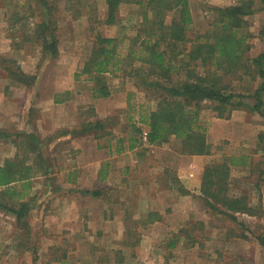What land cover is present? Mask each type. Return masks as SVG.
<instances>
[{
  "label": "rangeland",
  "instance_id": "374dc122",
  "mask_svg": "<svg viewBox=\"0 0 264 264\" xmlns=\"http://www.w3.org/2000/svg\"><path fill=\"white\" fill-rule=\"evenodd\" d=\"M237 4L236 0H191L193 23L188 30L189 38L205 40L206 33L215 29L214 21L219 17L215 8ZM254 8V13L245 17L246 34H251L247 39L250 50L246 56L251 60L264 52L261 35L264 9L259 0L255 1ZM107 18V0H0V166L7 160H17L19 164L25 161L30 166L37 163L24 198L19 197L20 183L13 185L18 192L16 195H6L0 188V264H91V256L108 254L112 258L123 257L127 264H264L261 244L264 236V173L261 174V170L264 171V139H261L264 117L249 105L242 108L247 113L242 112L245 115L239 120L245 123L253 114L255 125L262 128L257 141L254 131L248 130L246 136L253 139L245 143L209 142L212 152L206 156L207 164L216 161L231 165V192L249 195L254 205L260 203L262 196L261 213L257 216L238 214L237 222L211 208L196 188V180L202 182L204 172L198 175L191 169L197 167V160L193 159L188 166L173 161L187 155L180 152V139L172 137L170 143L164 145L143 140L149 128L140 122L141 118L157 109L160 97L159 94L154 97L143 85V72L135 76L126 72L133 69L137 72L145 65L124 64L122 71L100 75L94 81L87 75L77 78L90 58L97 34L123 39V51L129 52L130 40L137 36L139 28L143 29V18L134 3L121 5L115 24H107ZM52 33L59 39L57 55L45 49L46 37ZM185 47L187 45L179 48ZM198 70L204 73L203 68ZM20 71L27 81L35 77L34 84L26 85L9 76L11 72L19 75ZM57 78L67 88L58 91L56 98L67 102L55 106L51 114L41 105L48 99L52 101ZM227 81H231L234 92L250 96L262 79L258 75H242L241 78L229 77ZM109 88L117 107L111 105L116 109L109 114L105 111L107 106L101 104L104 116L99 117L96 108L91 106V92L97 89L102 95L103 89ZM246 101L255 103L254 98ZM216 119L226 118H219L210 105L205 106L202 124L209 127ZM98 121H101L100 128L94 125L91 130L87 126ZM139 128H142L141 133L137 131ZM120 138L135 146L144 161L137 172L132 171L135 169L133 149L132 154L128 153L119 162L132 170L126 172L125 180L121 177L113 182L108 202L103 195L109 186L105 182L91 181V143L99 146L108 141L122 143ZM34 149L43 156L45 167ZM181 180L190 190L183 189ZM92 189L101 195H94ZM142 197L145 202H151L148 206L170 212L162 213L164 219L155 214L143 215L141 223L167 220L179 226L170 233L165 229L159 231L168 238L160 246L134 244L136 238L149 231L147 227L135 226L140 220L135 208L141 210L138 205L146 206ZM22 201L31 205L25 218L27 225H20L16 215L2 206L20 208ZM115 201L119 208L120 203L130 207L129 212L115 214L126 220L128 227L124 230L115 226L104 229L101 223L107 206L114 205ZM155 249L163 261L148 260Z\"/></svg>",
  "mask_w": 264,
  "mask_h": 264
},
{
  "label": "trees",
  "instance_id": "16d2710c",
  "mask_svg": "<svg viewBox=\"0 0 264 264\" xmlns=\"http://www.w3.org/2000/svg\"><path fill=\"white\" fill-rule=\"evenodd\" d=\"M236 1L237 5L215 8L219 15L214 21L215 29L206 33L205 40L192 41L188 36L193 23L191 0H107V24H115L121 5L129 2L138 6L143 29L139 28L137 36L130 40L129 52L123 51V39L97 34L90 58L76 76L87 75L93 79L95 74L116 73L123 70L124 64L130 66L140 62L145 65L143 68L137 72L135 69L125 72L132 76L143 72V85L154 97L158 94L160 97L157 109L149 111L140 121L149 128L148 142L164 145L176 137L180 139L182 154L211 155L208 128L201 122L205 106L210 105L219 118L229 119L235 110L248 105L264 117V52L253 60L246 56L250 50L247 39L251 34H246L248 22L245 17L254 13L256 0ZM259 1L264 9V0ZM171 13H175V16H171ZM261 35L264 37V28ZM58 43L59 39L52 33L46 37L45 49L57 55ZM182 45L187 47L180 49ZM198 68H203L204 73ZM242 75H258L262 79L256 92L250 96L234 92L231 81H227L229 77L241 78ZM9 76L26 85H33L35 80V77H31L27 81L21 71L19 75L11 72ZM103 91L102 95L108 97L109 92ZM249 98H254L255 103L248 104L246 100ZM94 125L101 126V121L87 126L93 130ZM137 131L141 133L142 128ZM261 139H264V135ZM34 151L45 167L43 156L37 149ZM36 164L30 166L25 161L19 164L17 160H7L0 166V188L6 195H16L18 192L13 185L20 183L22 191L19 197L24 198ZM230 179L231 165L228 162L213 161L206 165L200 192L210 207L237 222L238 214H260L262 196L258 205L252 204L249 195L231 192ZM257 190L260 191L259 184ZM93 194L101 195L96 190ZM2 206L16 215L20 225H27L25 218L31 209L29 202L22 201L20 208ZM261 244L264 248V236ZM171 246L174 244L171 243Z\"/></svg>",
  "mask_w": 264,
  "mask_h": 264
},
{
  "label": "crops",
  "instance_id": "0c3cea01",
  "mask_svg": "<svg viewBox=\"0 0 264 264\" xmlns=\"http://www.w3.org/2000/svg\"><path fill=\"white\" fill-rule=\"evenodd\" d=\"M101 75H110L108 73L105 74H101ZM100 76V74H95L94 78L91 79V81H94L96 79H98ZM79 80V79H77ZM78 82V81H75ZM54 94L52 97V101L50 102V99L47 100V102H45L44 104L41 105V107H44L45 110L48 111V113L53 114V112L55 111V106L57 105H62L65 104L67 101L63 98L57 99L56 95L58 91L60 90H64L65 88V84L62 83L58 78L54 81ZM104 90V89H103ZM109 92V96L108 97H104L103 95H101L99 93V90H94L91 92V97H93V100H91V106L96 108V113L99 115V117L104 116V110L101 109V104H104V106H107V110L108 113L110 114L111 112L113 113V111H115L117 107V104L115 103V101H113V93L111 92V88H109V90H107ZM69 94V93H67ZM115 100V99H114ZM93 104V105H92ZM54 105V106H52ZM111 105H114V107H110ZM51 106V107H50ZM51 111V112H50ZM243 113H247L246 110L244 109H240V110H235L232 114V116L229 119H216V122L213 121L211 123H209V127L208 128V136H209V142L210 143H214V142H220L222 140H227L230 141L232 144L233 143H245V141H250L253 139V137H249L246 136L248 133V130H253L254 131V135L257 136L256 137V141L257 138L259 139V136L261 135L262 128H259L258 126L255 125V121L254 119V115L250 114L251 117L253 118H248L247 121L245 123H243L241 120V117L244 116L245 114ZM107 113V114H108ZM257 113V112H255ZM108 114V115H109ZM259 114V113H258ZM260 115V114H259ZM262 117V116H261ZM263 118V117H262ZM263 121H261L260 123L262 124ZM242 123V124H240ZM229 126V127H228ZM228 127V129H227ZM231 127V129H230ZM21 129V128H20ZM243 130V131H242ZM214 135V136H213ZM211 136V138H210ZM213 137V138H212ZM246 137V138H245ZM123 139V138H120ZM250 139V140H248ZM217 140V141H214ZM121 141V140H120ZM122 143H118V140H116V142L113 141H108L106 144H103L102 146H99L98 143H96L94 145V143H91V181L98 182V183H102L105 182L106 186H109L107 189V192H104L103 197L105 198L106 201L110 202V196L112 194V188H113V182L117 181L118 179L121 180H125V174L127 171H129L130 166H127V168H124V164L120 163V161H123L128 153L132 154L133 149L135 148L130 146L128 144V142L123 139V141H121ZM259 142V140H258ZM149 143V142H148ZM146 144V143H145ZM137 149V148H136ZM160 149L157 147V150ZM153 150V149H152ZM156 152V150H154ZM134 162H135V169L132 170L134 172H137L138 169H140L142 167V163L144 161L143 157H141V155H143L142 153H138V151H135L134 149ZM154 152V153H155ZM153 153L150 152V155H152ZM207 155H183L181 156L179 159H173V161H177L180 162L182 165H186L188 166L189 164H191L192 161H194L193 159L197 160V167H193L191 168L193 171H196L198 175H200L203 171L204 168L206 167L207 164ZM173 157H175V154L173 155ZM122 159V160H121ZM130 170V171H131ZM119 171V174L117 175L116 172ZM191 171V170H190ZM181 177V176H180ZM198 177V176H197ZM182 178V177H181ZM68 181H72V175L69 177ZM183 180H181L182 182ZM196 188L200 189L201 188V181L196 180ZM183 189L186 188L188 190H190V188L188 186H186V182L183 181ZM96 185V184H95ZM185 186V187H184ZM97 189V188H96ZM264 189V186H263ZM92 192L95 191V189L91 190ZM190 193V192H189ZM263 193V199H264V191ZM150 199V198H149ZM104 200V202H105ZM142 200L144 201V203L146 204V206H142V205H138L139 207H141V210H136L137 208H135V213L139 215L140 220L136 221V225L135 226H140L143 229L145 227H147L149 229V231H147L145 234H141L139 236V238H136V240L134 241V244H141V245H147L150 244L151 245H156V246H160L163 244L164 241H166L168 238H165V236H161L162 234L159 233L160 230L165 229L167 231H169V233L172 230L177 229V227L179 226H175L173 224H171L170 222H168L167 220L165 221H156V220H151V221H144L141 220V217L143 215L146 214H155V216L157 215L159 218L164 219L165 217L162 218V213H169L170 211L167 209L165 211L164 208H155V207H151L148 206L150 205V201L147 203L145 202V198L142 197ZM264 201V200H263ZM112 206H107V211H104V215L102 216V218H104L101 223L104 229L107 228H111L112 226H115L116 229H120L124 230V228H127V222L126 220L122 219V217L119 215L118 217L115 215L117 214V212L120 211H128L130 210V207H125V205H123L122 203H120V208L118 207L117 202ZM148 204V205H147ZM164 209V210H163ZM109 213L108 216H106V213ZM139 212V213H138ZM132 213H134L132 211ZM103 214V213H102ZM138 215L136 217H138ZM250 216V215H248ZM139 222V223H138ZM145 222H146V226H145ZM143 229H141V232L143 231ZM158 233V234H157ZM123 234V231L122 233ZM123 239V238H122ZM155 251H153L154 255H152L151 257H148V260H157V261H163V259H160V255L159 251L157 249H155ZM169 259L168 257H165V260ZM65 260V259H64ZM141 260L143 261V263L145 262L143 256H141ZM170 260V259H169ZM104 262H110V264L113 262V264H127V261L125 263V259L122 257H118L117 258H112L111 255H105V256H91V264H104ZM130 264H138L137 262H131Z\"/></svg>",
  "mask_w": 264,
  "mask_h": 264
},
{
  "label": "built area",
  "instance_id": "2783aa9c",
  "mask_svg": "<svg viewBox=\"0 0 264 264\" xmlns=\"http://www.w3.org/2000/svg\"><path fill=\"white\" fill-rule=\"evenodd\" d=\"M143 140L147 143L148 142V132L145 131L143 134Z\"/></svg>",
  "mask_w": 264,
  "mask_h": 264
}]
</instances>
